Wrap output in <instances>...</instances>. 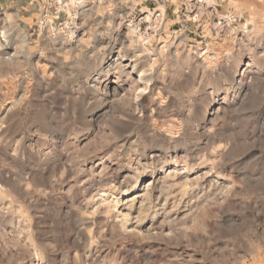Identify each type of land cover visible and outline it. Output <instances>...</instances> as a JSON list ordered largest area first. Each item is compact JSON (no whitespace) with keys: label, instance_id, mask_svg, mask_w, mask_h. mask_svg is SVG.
Instances as JSON below:
<instances>
[{"label":"rangeland","instance_id":"1","mask_svg":"<svg viewBox=\"0 0 264 264\" xmlns=\"http://www.w3.org/2000/svg\"><path fill=\"white\" fill-rule=\"evenodd\" d=\"M0 264H264V0H0Z\"/></svg>","mask_w":264,"mask_h":264},{"label":"bare ground","instance_id":"2","mask_svg":"<svg viewBox=\"0 0 264 264\" xmlns=\"http://www.w3.org/2000/svg\"><path fill=\"white\" fill-rule=\"evenodd\" d=\"M119 55L112 57L111 62L110 63L108 62L109 64H108L107 68L104 71H102L101 73H99L95 79H93V80H95L94 81V87L100 85L101 82H105L106 80L109 81L110 77L115 76V78H113V80H111L109 85H111V87H114L117 89L121 88L122 87V81L120 80L119 77L116 76V75H118V71L121 70L123 73H125V75L127 73H129V74L133 73L134 68L132 66L133 64H131V61H129V59L128 60L122 59L119 57ZM142 73H143V71H142ZM102 78L104 79L103 81H101ZM137 82L139 84L143 85L142 81L137 80ZM143 87H145V86H143ZM143 87H142V91L144 89ZM142 91L140 90V93Z\"/></svg>","mask_w":264,"mask_h":264}]
</instances>
